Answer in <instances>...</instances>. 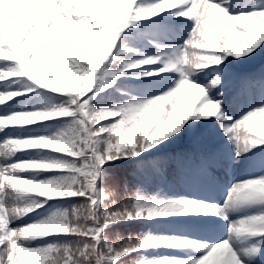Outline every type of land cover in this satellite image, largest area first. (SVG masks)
Segmentation results:
<instances>
[{"label":"snow or ice","instance_id":"6c2138e0","mask_svg":"<svg viewBox=\"0 0 264 264\" xmlns=\"http://www.w3.org/2000/svg\"><path fill=\"white\" fill-rule=\"evenodd\" d=\"M164 12L193 22L182 45H161L167 50L100 74L106 61L132 51L116 49L124 29ZM262 44L264 0H256L252 11L237 14H230L218 0H0V105L8 107L23 94L9 86L24 77L67 97L52 109L0 112V133L53 119L70 121L50 136L0 140V160L17 151L58 154L51 161L0 163V264H260L264 260V175L233 183L224 204L215 205L142 195L139 189L129 190L126 179L104 173L103 166L185 134L191 136L187 150L151 161L157 176L163 178L172 165L183 169L195 164L201 171L223 166L206 130L188 124L190 119L218 124L237 158L264 145V103L233 120L220 100L212 102L211 95H206V88L222 94L224 85L216 87L220 80L202 87L194 79L198 70L220 65L225 56L240 59L257 49L264 51ZM143 65L156 67L142 76L175 72L178 79L149 98L132 97L110 108L94 107L95 95L111 86L100 85L104 76L116 77ZM254 89L264 93V70L239 78L240 93ZM34 171L60 175L36 179L24 174ZM65 198L80 202L44 221L9 227L12 219L43 207L47 200ZM239 208L256 211L229 221L227 236L212 244L150 231L129 235L107 231L121 221H153L180 214L210 213L228 220V210ZM50 235L69 239L28 246L32 239ZM241 237H247L246 246L236 248L234 242ZM160 247H194L202 254L189 259L143 254Z\"/></svg>","mask_w":264,"mask_h":264},{"label":"rangeland","instance_id":"374dc122","mask_svg":"<svg viewBox=\"0 0 264 264\" xmlns=\"http://www.w3.org/2000/svg\"><path fill=\"white\" fill-rule=\"evenodd\" d=\"M237 3H243L239 0ZM236 6H234L235 8ZM248 6L243 8H236L235 11H248ZM169 13V12H168ZM193 27V22L189 19L185 24L179 27H171L169 31L162 30V36L159 37L158 45L161 46H176L183 43L187 38ZM153 34L152 37H154ZM161 48V47H160ZM166 49V48H161ZM167 50V49H166ZM224 65H217L210 68L206 73H196L194 79L200 83L202 87H206L213 79L224 77L229 69L225 70ZM233 84L232 77L226 84ZM174 85L170 81L160 90V92L167 90ZM206 91L208 89L206 88ZM244 112L239 116L245 114L254 103L264 100V93L256 94L255 91L245 92L244 94ZM221 99V98H219ZM253 102V103H252ZM224 112L228 115L232 110H236L237 117L240 106L231 99L230 105H224ZM232 105V106H231ZM0 112L3 108L0 107ZM236 120V119H233ZM195 125L201 127L202 121L198 120ZM190 135V134H189ZM13 136V135H10ZM5 138V132L0 133V140ZM226 152L219 153V157L223 162L221 167H212L206 171H201L195 164H189L183 169H173L167 179L166 188L174 187L176 189L177 199L187 198L195 201H202L205 203L223 205L228 194V189L233 183L242 181L251 177L264 175V151L245 153L241 157L235 156L233 145L229 140L224 142ZM14 156L6 160H0V163L11 164ZM21 160H28L25 154L20 155ZM235 161V163H233ZM255 208H239L235 210H228V220L221 219L213 214H180L169 216L162 221L163 229L171 233V236L183 237L192 241L200 243L212 244L227 236L228 222L236 220L245 215L255 212ZM24 225L20 222L19 226ZM11 225H9L10 227ZM247 237L237 239L234 244L236 248L246 246ZM158 251V250H157ZM159 251L166 253H173L174 257L180 259L196 258L200 251L194 247H162ZM264 264V260L260 262Z\"/></svg>","mask_w":264,"mask_h":264},{"label":"trees","instance_id":"16d2710c","mask_svg":"<svg viewBox=\"0 0 264 264\" xmlns=\"http://www.w3.org/2000/svg\"><path fill=\"white\" fill-rule=\"evenodd\" d=\"M120 161H122V159H115V160H111L107 163L104 164L103 166V172L107 173L109 175H112V172L114 173V176L121 178V180H127L128 181V188L129 190L132 189H136V185L135 184H131L129 179L131 177V173H130V169L131 166L130 165H126V164H118ZM118 164V165H115ZM138 175H140V177L138 175H133V179L136 182L139 183H143V184H147V180L146 178L140 174L137 173ZM123 196V190H121L120 193V197ZM118 197V199L120 198ZM144 222L143 221H135V220H131V221H125L119 225H117L114 229L116 231H119L122 235H129L132 233H141L144 232V227H143Z\"/></svg>","mask_w":264,"mask_h":264}]
</instances>
